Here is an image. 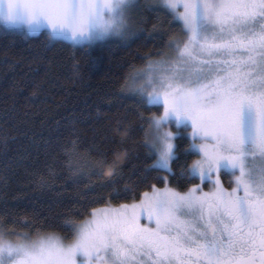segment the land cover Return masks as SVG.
Segmentation results:
<instances>
[{
    "label": "snow or ice",
    "instance_id": "1",
    "mask_svg": "<svg viewBox=\"0 0 264 264\" xmlns=\"http://www.w3.org/2000/svg\"><path fill=\"white\" fill-rule=\"evenodd\" d=\"M141 10L162 11L183 33L167 42L173 55L133 69L122 85V95L162 109L140 115L154 158L145 171L201 183L186 192L150 185L133 203L67 218L60 226L69 242L39 232L35 240L25 233L19 242L6 239L0 264H264V0H0V23L91 47L110 36H137L142 21L133 13ZM185 141L183 155L198 158L177 176L172 165ZM63 151L67 167L81 175L99 174L107 163L105 152L97 163L79 160L74 140ZM221 173L233 177V187H224ZM208 183L212 190L204 191ZM12 234L0 221V236Z\"/></svg>",
    "mask_w": 264,
    "mask_h": 264
},
{
    "label": "trees",
    "instance_id": "2",
    "mask_svg": "<svg viewBox=\"0 0 264 264\" xmlns=\"http://www.w3.org/2000/svg\"><path fill=\"white\" fill-rule=\"evenodd\" d=\"M139 20L137 36L91 47L50 39L46 32L6 31L0 24V221L12 230L11 237L39 232L69 240L60 226L67 218L80 221L93 208L133 203L151 191L150 185L186 192L199 183H177L168 172L145 171L154 158L144 147L147 123L140 115H158L160 109L122 95V85L133 69L161 59L170 50L168 40L183 33L162 11L142 10ZM70 140L77 142L82 162L97 163L99 152L107 153L103 171L70 170L63 151ZM186 147L182 142L180 159L172 165L177 176L198 158L185 157ZM50 166L55 176H49ZM81 169L91 171L86 163ZM161 175L164 181L157 178ZM42 176L46 184L40 183ZM221 180L231 187L228 175L221 173Z\"/></svg>",
    "mask_w": 264,
    "mask_h": 264
},
{
    "label": "rangeland",
    "instance_id": "3",
    "mask_svg": "<svg viewBox=\"0 0 264 264\" xmlns=\"http://www.w3.org/2000/svg\"><path fill=\"white\" fill-rule=\"evenodd\" d=\"M152 1H154V0H143V1H141V3L139 2V0H137V2L140 4V5H143V3L145 4V3H153ZM133 17H134V19L135 20H139L141 17H142V10L140 11V12H134L133 13ZM1 25H2V23H0ZM3 26V25H2ZM136 27H137V25H136ZM17 31H20V32H23L24 34H26L23 30H17ZM38 34H40V33H38ZM38 34H31V35H29V34H26V35H28V36H36V35H38ZM183 36V35H182ZM130 38V37H129ZM129 38H127V39H125V38H123V37H120V36H110V37H108L106 40H110V39H119V40H121V41H123V42H126L127 40H129ZM57 40H62V41H65V42H68V43H72L73 44V42L72 41H70V40H66V39H57ZM106 40H104V41H106ZM100 42H102V41H100ZM164 54H166V55H163L161 58H166V56H171V55H173V53H172V51L171 50H168L167 52H165ZM161 112H162V109H160V113L159 114H161ZM171 130L172 131H175L176 129H175V127H172L171 128ZM186 131H188V132H190L191 131V129L189 128V129H187ZM228 177H229V181L231 182L232 180H233V177L232 176H230V175H228ZM201 183V181L199 180V183L198 184H200ZM224 183V182H223ZM234 185L231 183V187H233ZM165 187V186H164ZM163 187V188H164ZM224 187L225 188H230V187H227L225 184H224ZM203 190L204 191H210V190H212V185H211V183H208L206 186H204V188H203ZM142 223H147V220L146 219H144V220H142ZM28 235V234H27ZM31 239H33V240H35L36 239V237H37V235H28ZM60 237V236H59ZM12 239L13 241H17V242H19V241H21V240H23L24 239V237L21 235L20 237H18V238H13V237H7V238H4V239H1L0 240V242H3L4 240H6V239ZM61 239H64V238H62V237H60ZM65 240V242H69V240H66V239H64ZM105 264H109V262L108 261H105Z\"/></svg>",
    "mask_w": 264,
    "mask_h": 264
}]
</instances>
